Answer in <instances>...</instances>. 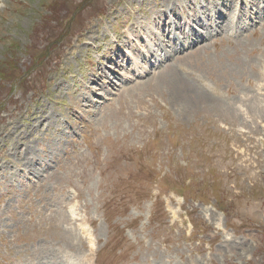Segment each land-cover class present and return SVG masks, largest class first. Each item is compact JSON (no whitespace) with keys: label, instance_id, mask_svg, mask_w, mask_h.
Wrapping results in <instances>:
<instances>
[{"label":"rangeland","instance_id":"374dc122","mask_svg":"<svg viewBox=\"0 0 264 264\" xmlns=\"http://www.w3.org/2000/svg\"><path fill=\"white\" fill-rule=\"evenodd\" d=\"M255 1L243 0L252 8L249 28L259 22L253 9L264 13V0ZM233 2L0 0V162L18 174L14 192L12 184L0 187V264L59 260L57 249L72 245L71 234L63 238V216L72 206L84 215L82 204L99 240V264H264V56L257 55L264 29L244 31L242 43L225 37L233 49L185 48L171 60L183 62L184 80L172 63L146 66L148 55L170 48L168 23L181 43L180 27L188 22L200 32L202 19L212 22L209 13L219 14L221 26ZM122 53L144 68L127 85L118 77L136 75ZM196 83L215 100L199 98ZM35 161L53 165L39 187L32 186L31 174L43 177ZM20 164L30 175L10 167ZM70 185L81 200L69 201ZM154 189L184 193L197 229H209L197 248L153 202ZM171 195L177 208L182 199ZM216 202L226 215L207 204Z\"/></svg>","mask_w":264,"mask_h":264},{"label":"bare ground","instance_id":"6f19581e","mask_svg":"<svg viewBox=\"0 0 264 264\" xmlns=\"http://www.w3.org/2000/svg\"><path fill=\"white\" fill-rule=\"evenodd\" d=\"M250 2H251V0H250ZM250 2H249L250 7H248L247 3H244L243 0L240 1V3H238V2H235L234 3L233 2L234 5L231 7V10L229 11V13L224 12L223 16L225 17V19H224L225 21H224V24L222 23L221 26L218 25V20H217L218 18L216 17L219 14L217 13V15H214L213 13H209V15H210V17L212 19V22H210L209 24H207L206 22H204V19H202V22L199 23V25H201L202 23H205V25L201 27L202 33L193 30V28H191V26H190V23L187 22L186 25H183V28L182 27L179 28L180 29V33L183 35L182 36L183 42L178 43L180 41V38L179 37L177 38V36H174V35L170 36L171 37V41H172L171 42V45H170V49L169 50L164 49L165 50V51H163L164 55H161L160 56L161 53L152 55V57L157 56V57H155L156 64H151L149 62V56L150 55H148V60H147V63L148 64H146V66L147 65L149 66V64H150V65H152L155 68L162 69L163 65L162 64H159V62L164 61V62H166L168 64L169 63H172V65L174 66V69L179 74L180 78L184 80L185 79V76L182 75L177 70V63L178 62L173 63V62H171V60L176 59V56H178L179 54H181L185 50V48H189V49L192 48V50H199L200 48L203 47L204 50H207L209 44L210 43H213V44L216 45L217 49H221L222 46H224V44H226V42L224 41V38H225V34L226 33H228V32H234V33H239V34L241 33V29L245 25L244 20H243V17L246 18L247 17L246 14L247 13H250V10L252 9ZM254 2L256 3L255 0H254ZM240 8L242 10L241 12H239L240 11ZM261 9L264 10V5L261 6ZM173 10L174 9H171L170 11H173ZM256 10L257 9H253L252 15L255 17L256 20L258 19L259 24L262 27H264V13L263 14H259V13L256 12ZM257 14L259 16H257ZM248 18L251 20V13L248 16ZM181 19H182V17L179 18V20H181ZM231 21H232V23H231ZM167 25L172 26V29L171 30H173L175 28V25L176 24L172 25V24L168 23ZM223 27H226V28H223ZM227 28H228V30H227ZM252 30L256 32L257 28L254 26L252 28ZM163 33L165 34V31ZM212 34H215V35L211 36ZM167 37H169V35H167ZM254 37H257V33H256V35ZM135 40L136 39H134V41ZM141 40H142V43H145L144 42L145 40L142 37H141ZM239 41H241L240 38H238L236 41H233V42H239ZM138 43H140V42H138ZM241 43H242V41H241ZM260 43L264 47V44L262 42H260ZM260 49L264 51V49H262V48H260ZM165 52H171V57H167V59H166V56H168V55L165 54ZM138 53H141V50L140 49L138 50ZM143 53L145 54V51ZM147 53L149 54V52H147ZM162 56H163V59H162ZM125 57H126L125 54H123L122 58L125 59ZM158 60H160V61H158ZM121 62H119V64H122ZM126 65H132L133 66V69H135V70L138 69L137 61H134L133 62V61H131V59H129V57H128L127 61H126ZM146 66H145V68H146ZM145 74H146V72H145ZM124 77L125 78H123V77L121 78L120 77V79L122 81L124 79L128 80V78L125 75H124ZM200 90L203 92L202 88H200ZM205 94L206 93L202 94L201 96H199V98H202L203 100L208 99L209 101H211L212 99H214L213 97L209 96L208 94H206V95ZM0 160H4V158H2V159L0 158ZM59 160L60 159L56 160L55 168L57 167V164H58ZM2 162L3 161L0 162V170L2 171V175L0 177V185L2 186V182H5L7 184H12V192H14L16 190L15 185H14V180L17 179V174L15 172H12L11 174H8L9 170L6 167L5 168L3 167ZM34 166L36 168V171H39L43 175V177H39V176H36L35 174H31V175H33V176L36 177L34 186L35 187L43 186L44 184L47 183V181L52 176L51 169L53 168V165H51L49 163H46V165L43 166L40 163H38L37 161H35L34 162ZM12 167L14 169H16L17 171H21V172H24L25 171L28 174H29V171H30V168L25 169L21 164L20 165H16V166L15 165H12ZM4 171L7 172L6 175L4 174ZM42 172H45V174H43ZM63 220H65V221H67V220L75 221V220H78V218H75V219L64 218ZM62 230L64 231L63 232V238L67 239L68 236H70V231L68 229H63V228H62ZM57 242H61V241L60 240H57ZM70 243L71 242H69L68 246L74 247L73 242H72V245H70ZM66 259L68 261L67 264H73V263H75V261H78L79 260V257L77 255H75V254L68 253L66 255ZM44 260H41L40 262L42 264H44V263L45 264H48L50 262H53V263H56L57 262V258L55 256V254H52L51 256H49L48 263H47V259H44ZM84 261L85 262H88L85 258H84Z\"/></svg>","mask_w":264,"mask_h":264},{"label":"trees","instance_id":"16d2710c","mask_svg":"<svg viewBox=\"0 0 264 264\" xmlns=\"http://www.w3.org/2000/svg\"><path fill=\"white\" fill-rule=\"evenodd\" d=\"M63 1H64V0H63ZM65 3H67V1H65ZM52 29H54V28H52ZM33 54H34V53H33ZM36 57H37V56H35L34 58H36ZM33 65H35V62L33 63ZM10 68L12 69V74H13V75L20 77L19 75H16L17 71H16L14 65L10 66ZM21 74H22V73H21ZM22 83H23L24 86H26V85H27V79L24 78V79L22 80Z\"/></svg>","mask_w":264,"mask_h":264}]
</instances>
